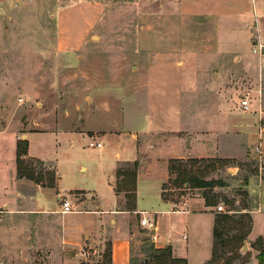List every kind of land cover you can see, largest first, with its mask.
<instances>
[{
    "label": "rangeland",
    "instance_id": "1",
    "mask_svg": "<svg viewBox=\"0 0 264 264\" xmlns=\"http://www.w3.org/2000/svg\"><path fill=\"white\" fill-rule=\"evenodd\" d=\"M70 7L74 10L67 18L72 17L77 24H81L79 19L85 12H90V29L83 47L71 57H62L58 55L61 34L58 18L63 9ZM219 26L223 28L224 24L186 16L181 0H0V131L18 127L19 141L28 142L25 131L48 132L57 125L79 133L100 129L103 125L120 126L123 134L129 137L138 133L139 140L144 142L143 128L139 126L141 119L152 114L155 120L161 119L160 111L167 109L165 99H172L176 94L180 72L177 69L185 68V81L202 70L204 60L195 56L219 44L215 42ZM71 27L63 29L75 32ZM257 51L262 56L264 47ZM261 83H264L262 78ZM193 97L192 87L187 88L184 98ZM142 125L146 126V122ZM96 139L97 136L89 135L78 139V160L89 162L96 157L100 148L88 147ZM5 141L0 139V175L2 189L11 194L16 190L12 179L14 151ZM32 148L39 150L36 145ZM27 160H35L36 173L55 171L52 165L39 159L28 157ZM177 165L206 181L220 180L225 184L211 191L186 190L166 184L163 199L167 202L178 205L185 198H196L195 195L204 200L203 192H208L217 202L216 206L207 207L202 200L204 211L210 215L173 216L169 240L178 257L185 258L189 264H209L213 226L219 216L218 207L223 206L225 213L220 214L230 217L227 222L230 232L224 233V239L232 241L238 235H247L244 241L247 250L243 248L244 243L232 241L215 264H258L256 242L264 236V165L261 166L256 154L249 150L239 160L216 158L199 163L183 160V164ZM178 173V170L174 172L172 182ZM31 186L34 185L24 190L21 185L18 187L26 200L33 199L26 201L22 212L9 214L0 209V264L106 263L110 223L102 226L103 234L89 236L80 228L82 221L78 215H71L67 220L61 211L51 218L36 215L31 203L35 202V208L44 207V203ZM68 189L64 187L63 191ZM3 196L2 193L0 203ZM80 197L78 193L65 196L60 204ZM72 206L74 213L71 214L81 211L79 206ZM138 221L141 222L140 218ZM132 225L136 229V222H131ZM184 229L188 230L187 240L183 239ZM141 230L140 233L136 230L134 242L137 264H145L147 250L156 248L148 230ZM125 256L126 252L119 249L117 260L127 263Z\"/></svg>",
    "mask_w": 264,
    "mask_h": 264
},
{
    "label": "crops",
    "instance_id": "2",
    "mask_svg": "<svg viewBox=\"0 0 264 264\" xmlns=\"http://www.w3.org/2000/svg\"><path fill=\"white\" fill-rule=\"evenodd\" d=\"M181 8L186 16L217 20L224 26L218 27V39L215 42L219 44L195 56L198 60H204V65L200 66L202 70L199 67L200 70L193 73L190 81H185V68L177 69L180 72L175 85L176 94L172 99H165L167 109L162 108L160 111L161 119L155 120L153 114L141 119L139 126L143 128L144 142L139 140L138 133L129 137L123 134L120 126L111 128L103 125L100 129L87 130L85 133L67 130L61 125L48 132L25 131L24 138L29 144L28 157L52 165L56 172V187L44 188L17 177L18 127L0 131V139H7L5 143L9 142L14 151L12 179L16 186L15 191L6 194L0 175V198L2 193L5 196L0 209L9 214L22 212L26 201H33L25 199L24 194L19 192V185L21 190L34 185L31 187L39 194L44 207L35 208L33 202L32 210L36 215H49L50 218L62 210L61 198L73 197L78 193L81 197L69 199V202L75 207L79 206L81 211L65 214L63 218L67 220L71 215H78L82 221L80 228L89 236L103 234L102 226L109 222L112 226L109 237L112 264H131L136 230L140 233L141 229H147L139 226V218L140 221L147 219L155 224V231L147 229V233L151 239L157 236V249L171 247L174 258L185 259L178 257L169 240L173 216L209 213L204 211V200L197 199L199 195H195L196 198H185L178 205L163 199V192L166 191L164 185L171 178L170 163L174 160L216 158L239 160L249 150L255 153V148L260 146L264 165V83H261V78L264 81V54L259 56L261 52L257 51L258 42L264 47V21L260 20L256 24L254 18L256 14L264 15V0H181ZM73 10L70 7L59 13L61 34L58 36V55L62 57H71L83 47L90 29V12H85L79 19L81 24H77V20L67 18ZM93 15L95 12L92 10L91 17ZM68 25L76 29L75 32L63 29ZM77 26L83 27L77 29ZM189 87H192L193 99L184 98ZM245 98L250 102L249 112L241 107ZM143 122H146V126L142 125ZM158 125L159 133L156 132ZM87 135L97 136V142L102 144L96 157L89 162L76 158L80 146L78 139ZM34 145L39 147L38 151H33ZM136 161L139 162L136 209L130 211L126 208L127 192H117L120 180L117 172L122 164H133ZM64 187L69 189L64 192ZM47 195L49 198H46ZM175 205L180 210L177 213L174 212ZM85 216L87 221H84ZM130 221L136 222V229ZM184 230L183 239L188 233L187 229ZM210 240L213 247V234ZM120 242L121 245L118 244ZM119 249L126 252L125 259L129 260L127 263L117 260Z\"/></svg>",
    "mask_w": 264,
    "mask_h": 264
},
{
    "label": "trees",
    "instance_id": "3",
    "mask_svg": "<svg viewBox=\"0 0 264 264\" xmlns=\"http://www.w3.org/2000/svg\"><path fill=\"white\" fill-rule=\"evenodd\" d=\"M28 142L27 141H18L17 144V152H16V166H17V177L19 179H27L38 185L45 186L47 188H55L57 183V175L55 171L46 172L40 171L36 173L35 168H33V162L35 160L28 161ZM194 163H199L203 161V159L192 160ZM36 163L42 165L41 161L36 160ZM176 163V164H175ZM175 164V165H174ZM177 164H183V160H174L170 163V180L168 184L174 185L177 188L184 189H198V190H207L211 191L216 187H223L225 184L220 180H210L206 181L205 179H201L196 177L191 173L190 170L184 169L181 167H175ZM132 166L131 169H123L122 166ZM178 166V165H177ZM139 167V162L136 161L133 164L124 163L121 165L120 169L117 172V176L119 182L117 184V192H127L125 198L127 199L126 208L130 211H134L136 209V180H137V169ZM178 170L179 173L175 178V181L172 182V175L174 172ZM48 182V183H46ZM166 184L164 185V190L166 189ZM202 197L205 200V205L207 207L216 206L217 202L213 201L210 198L208 192H203ZM230 220V217L227 214H220L215 220V225L213 229V247H212V259L209 264H215L216 261H219L222 255V251L228 245L233 243H237L243 245L244 241L247 238V235H238L232 241L224 239V233L230 232L227 228V222ZM237 226L240 224H236ZM148 242V241H147ZM146 243V242H145ZM256 250L258 251L257 261L258 264H264V236L259 237L256 242ZM110 246V244H109ZM148 258L145 264H188L186 259L174 258L172 255V248L167 247L165 249H157L153 246L147 250ZM238 255V254H237ZM236 255V257H237ZM239 257V255H238ZM106 263L102 264H112V256H111V248L105 254ZM135 256L132 257L131 264L135 263ZM243 264V263H241Z\"/></svg>",
    "mask_w": 264,
    "mask_h": 264
},
{
    "label": "built area",
    "instance_id": "4",
    "mask_svg": "<svg viewBox=\"0 0 264 264\" xmlns=\"http://www.w3.org/2000/svg\"><path fill=\"white\" fill-rule=\"evenodd\" d=\"M255 18V23L257 24L260 20L264 21V15L262 16H259V15H255L254 16ZM259 47L260 48H263V46L261 44H259ZM241 107L244 111L246 112H249L251 110L250 108V102L248 100V98H245L244 100H242L241 102ZM89 148H92V149H95V148H102V144L100 142H95V141H91L88 145ZM255 154H256V158L258 159V161L261 163V166L263 165L262 163V160H261V150H260V146H257L255 148ZM262 167H261V171H262ZM62 210H61V213L62 214H71V213H74V209H73V206L71 204V202L65 200L62 204ZM176 208V211L174 212H178L179 209L177 207V205L174 206ZM218 213H225V210H224V207L223 206H219L218 207ZM141 225L143 227H146L147 229H149L150 231H155V224L150 222L149 220L147 219H143L141 221ZM185 239H187V236L185 235L184 236ZM152 239H153V242L156 243L157 242V236L154 235L152 236Z\"/></svg>",
    "mask_w": 264,
    "mask_h": 264
},
{
    "label": "water",
    "instance_id": "5",
    "mask_svg": "<svg viewBox=\"0 0 264 264\" xmlns=\"http://www.w3.org/2000/svg\"><path fill=\"white\" fill-rule=\"evenodd\" d=\"M243 248H244V250H247V243L246 242L244 243Z\"/></svg>",
    "mask_w": 264,
    "mask_h": 264
}]
</instances>
